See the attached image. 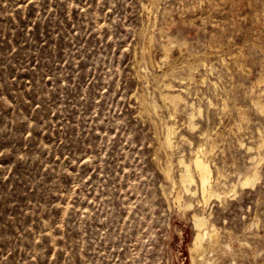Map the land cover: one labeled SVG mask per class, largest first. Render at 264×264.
I'll use <instances>...</instances> for the list:
<instances>
[{"label": "rangeland", "instance_id": "rangeland-1", "mask_svg": "<svg viewBox=\"0 0 264 264\" xmlns=\"http://www.w3.org/2000/svg\"><path fill=\"white\" fill-rule=\"evenodd\" d=\"M152 4L0 0V264H194L192 214L203 210L219 234L202 256L264 264V148L260 180L240 185L264 139L255 107L264 99V0ZM169 36L188 48L162 61ZM171 71L189 76L173 84L201 108L193 128L192 108L159 97ZM143 98L159 108L148 111ZM165 124L175 126L171 149ZM206 132L227 194L204 207L200 192L173 188L163 169L178 179V160L189 161Z\"/></svg>", "mask_w": 264, "mask_h": 264}, {"label": "bare ground", "instance_id": "bare-ground-1", "mask_svg": "<svg viewBox=\"0 0 264 264\" xmlns=\"http://www.w3.org/2000/svg\"><path fill=\"white\" fill-rule=\"evenodd\" d=\"M157 0H153V3L155 4ZM152 2V1H151ZM150 3V2H149ZM152 4V5H154ZM148 7V6H147ZM151 8V6H150ZM154 8V6H153ZM152 11V9H150ZM151 13V12H150ZM167 36V35H166ZM151 41V39H150ZM151 43V42H150ZM187 45V42L186 41H179L177 40L176 38H172V37H168V40H167V43L165 42V44H162V54H163V57H162V61H168V59L172 56V49L173 47L177 46L179 47L181 50L183 47H185ZM150 46V45H149ZM187 47V46H186ZM220 47V46H218ZM217 47V48H218ZM145 48V47H144ZM188 48V47H187ZM216 48V49H217ZM148 49V48H147ZM151 51V49H150ZM180 51V50H179ZM143 52V50H142ZM183 52V51H182ZM187 52H191V51H187ZM221 52V51H219ZM148 53V52H147ZM194 53V52H193ZM197 53V52H196ZM195 53V54H196ZM204 53V52H203ZM206 53V52H205ZM193 54V55H195ZM202 54V53H201ZM211 54V53H210ZM214 54V53H213ZM216 54V53H215ZM219 54V53H218ZM233 54V53H232ZM188 55V53H187ZM192 55V56H193ZM198 55V53L196 54ZM203 55V54H202ZM207 55V54H206ZM143 56V54H142ZM150 56V54H149ZM191 56V57H192ZM201 56V55H200ZM222 56V60L225 58L223 55H220ZM231 56V55H230ZM236 56V55H235ZM239 55H237L238 57ZM144 57H145V54H144ZM143 57V58H144ZM154 57V56H153ZM185 57V56H184ZM204 57V56H202ZM219 57V56H218ZM224 57V58H223ZM241 57V56H240ZM238 57V58H240ZM151 58V57H150ZM188 59V57H186ZM195 58V57H194ZM206 58V57H205ZM232 58V57H231ZM236 58V57H235ZM147 59V58H146ZM152 59V58H151ZM173 59V57H172ZM207 59V58H206ZM233 59H234V56H233ZM141 60V59H140ZM149 60V59H148ZM177 60V59H176ZM189 60V59H188ZM187 60V62L185 63V67H188V68H191L192 67V63H190L189 61ZM198 60V59H197ZM204 60V59H203ZM172 61V60H171ZM170 61V62H171ZM192 61V60H191ZM200 61V59H199ZM237 61V60H236ZM244 61V60H243ZM154 62V61H153ZM155 62H156V59H155ZM194 62V61H193ZM197 62V61H196ZM236 63V62H235ZM173 64V63H172ZM243 64V62L241 63ZM160 65V64H159ZM158 65V66H159ZM170 65V63H169ZM196 64L194 63L193 66H195ZM165 66V65H164ZM183 66V67H184ZM170 69V68H169ZM168 69V70H169ZM195 69V68H194ZM176 70V69H175ZM186 71V70H185ZM193 70L191 69V73H190V78L191 76L193 75L194 72H192ZM178 72V71H177ZM139 73V72H138ZM181 74V73H180ZM180 74H177L175 71H171L170 73L166 72L163 74V80L162 81V85L164 86V90L163 91H160V95L159 97H161V100L162 102L167 105H170V107H174V108H177L180 104H184L186 107H190L192 108V111L190 112L189 114V126L190 127H194L195 124L193 122L194 120V116H195V111L198 110L199 112H201V108L195 106L194 103H190L189 101L186 100V98L183 97L182 93L181 92H175V85L173 84L174 81H178L180 83H185V80L187 81L188 77L189 76H184V75H180ZM137 75V74H136ZM159 82V81H157ZM157 86H159L158 84H156ZM161 85V86H162ZM177 86V85H176ZM160 88V87H158ZM177 88V87H176ZM163 89V88H162ZM183 91V90H182ZM137 93V92H136ZM135 93V94H136ZM138 93L136 94V96L138 97ZM262 96V95H261ZM145 97V96H144ZM257 98V97H256ZM259 98V97H258ZM264 98V97H263ZM147 99H142V105L145 104V107L148 111H152V110H157L159 108V105L157 103V101H153V102H149L146 101ZM140 103V101H139ZM141 104V103H140ZM171 107V108H172ZM255 107L256 109L261 112V113H264V99H258L256 102H255ZM142 108V107H141ZM164 108V107H163ZM168 108V107H167ZM167 108H165L167 110ZM144 109V108H143ZM177 110V109H176ZM175 110V111H176ZM168 111V114H169V110ZM239 111V110H238ZM144 112V110H143ZM146 112V111H145ZM172 112L174 113V111L172 110ZM171 112V113H172ZM151 113V112H149ZM155 113V112H154ZM177 113V112H176ZM175 113V114H176ZM148 114V113H147ZM153 114V113H152ZM239 114V113H238ZM149 115V114H148ZM240 115V114H239ZM150 116L152 117V115L150 114ZM176 116V115H175ZM149 117V116H148ZM241 117V116H240ZM169 118H172V115L171 117ZM171 119V120H172ZM176 119V118H175ZM168 120V118H167ZM172 122V121H171ZM175 125V123H174ZM173 124L170 125V124H165V128H166V132L165 133V138H164V141L163 143L168 147H172V136L174 135V130H175V126ZM163 129V128H162ZM221 134V133H220ZM216 135V134H215ZM214 135V136H215ZM217 136H219V134H217ZM216 137V136H215ZM163 138V137H162ZM204 138L206 140V144L203 143V144H200L196 150L194 151L193 153V156L191 159H189V161H187L185 158H180L178 161H179V165L181 167V170H180V173L178 175V179H175L173 174L174 172L171 171V168L167 165L166 169H163L165 171L164 174L166 175L167 179H169V181L171 182L172 184V187L173 188H176V187H181L186 193H189L191 195H195L197 192H200V196L202 197V206L206 207L210 200L212 198H217V199H220L222 197V194H227L225 191H220V180L219 178L223 177V174L222 172L218 169V178H214V168L212 167V161L210 160V157H209V154L211 151H213V149L215 148V141H217V139H215L213 136H211L209 133H205L204 134ZM161 140H159L160 142ZM161 141V143H162ZM161 145V144H160ZM164 145V146H165ZM163 146V145H162ZM163 146V147H164ZM162 148V147H161ZM166 148V149H167ZM264 148V139L261 140L259 146L257 147V152H256V155L253 156L251 158L252 160V164L251 166L249 167V169L247 170V172H245V175L240 179V185L242 187H253L257 184V182L260 180V171H259V165H261V163H259L261 160L263 161L264 160V155H263V158L257 162L255 161L257 159L258 156H261L262 155V149ZM165 149V148H163ZM252 149V148H249V150ZM169 150V149H168ZM264 150V149H263ZM164 152H168V151H165ZM171 152V151H170ZM167 155V153H165ZM167 157V156H166ZM173 158V157H172ZM165 159H168V158H165ZM172 160V159H171ZM158 161V160H157ZM165 161V160H164ZM168 162V161H167ZM173 162V161H172ZM257 162V163H256ZM263 163V162H262ZM165 164V163H164ZM169 164V162H168ZM172 164V163H171ZM172 166V165H170ZM165 167V166H164ZM162 169V168H161ZM163 174V173H162ZM169 184V183H168ZM168 186V185H167ZM233 186V185H232ZM236 187V185H235ZM234 187V188H235ZM167 188V187H166ZM165 188V189H166ZM169 188V187H168ZM172 188V189H173ZM171 189V187L169 188ZM172 189L170 190L172 192ZM163 190V196L166 197V199L169 200V195L164 189ZM234 192L235 189L233 190ZM233 192V194H234ZM175 193V192H174ZM185 193V194H186ZM172 194V193H171ZM187 195V194H186ZM174 197V196H173ZM176 199L175 200H178L180 201L181 199V196L180 194L178 193L177 197H175ZM171 199V198H170ZM181 202V201H180ZM198 203V202H197ZM176 204V203H175ZM183 205V204H182ZM187 205V204H186ZM200 205V204H199ZM188 207H193V204H188ZM187 207V208H188ZM186 208V209H187ZM189 209V208H188ZM205 209V208H204ZM195 211V210H194ZM203 213H200V211L198 212H194L192 215H193V222H194V226H195V229H196V234H195V238H194V242H193V245L191 247V252L193 254V262L194 264L196 263V258H200L202 261H205L204 263L205 264H214L215 262H213L211 260V258H207L205 257V254L204 256H202L201 254H203L204 252H207L206 250V241H208V247L210 246H214L218 243V229L217 227L211 222V219H210V216H211V213L209 214L210 216H206L204 214V210L202 211ZM203 252V253H202ZM191 254V255H192ZM196 255V256H195ZM197 264V263H196Z\"/></svg>", "mask_w": 264, "mask_h": 264}]
</instances>
